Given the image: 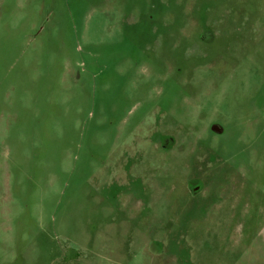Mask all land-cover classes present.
I'll list each match as a JSON object with an SVG mask.
<instances>
[{"label": "rangeland", "instance_id": "374dc122", "mask_svg": "<svg viewBox=\"0 0 264 264\" xmlns=\"http://www.w3.org/2000/svg\"><path fill=\"white\" fill-rule=\"evenodd\" d=\"M0 264H264V0H0Z\"/></svg>", "mask_w": 264, "mask_h": 264}]
</instances>
